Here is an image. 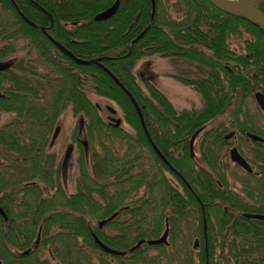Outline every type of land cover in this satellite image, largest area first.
Segmentation results:
<instances>
[{
  "label": "trees",
  "instance_id": "obj_1",
  "mask_svg": "<svg viewBox=\"0 0 264 264\" xmlns=\"http://www.w3.org/2000/svg\"><path fill=\"white\" fill-rule=\"evenodd\" d=\"M114 1L0 0V63L21 49L15 43L23 39L39 50L45 68L38 72L28 55L4 63L0 71V113L13 114L0 126V206L5 213L0 214V264H264V220L241 214H264V204L236 206L239 195L226 184L221 151H203L198 169L189 164V140L199 129L201 149L231 144L221 138L230 127L251 147H264L245 136L264 137L247 116L248 99L264 90V30L207 0H119L112 17L93 20ZM177 5L181 11L173 16L168 9ZM257 6L264 13V0ZM232 38L239 39L242 52L230 47ZM153 55L193 68L195 77L184 71L174 78L198 91L201 107L176 110L152 82L137 81L136 62ZM88 91L114 102L133 132L109 125ZM66 108L82 118L74 131L79 176L71 194L59 182L54 154L45 152ZM227 112L233 119L229 126L206 129ZM241 114L248 118L240 120ZM84 130L90 137L113 134L125 143V151L113 153L103 144V153L91 152L89 170L79 138ZM166 149H184L186 162H175ZM251 153L264 189V149ZM168 170L178 180L182 176V194L170 185ZM35 179L45 182L48 194L27 190L18 209L22 214L9 215L8 198L16 196L22 182ZM254 192L245 195L262 196ZM166 224L167 245L143 243L130 250L139 240L160 237ZM93 234L123 254L103 251ZM25 250L28 254H17ZM44 250L50 259H30Z\"/></svg>",
  "mask_w": 264,
  "mask_h": 264
},
{
  "label": "rangeland",
  "instance_id": "obj_2",
  "mask_svg": "<svg viewBox=\"0 0 264 264\" xmlns=\"http://www.w3.org/2000/svg\"><path fill=\"white\" fill-rule=\"evenodd\" d=\"M178 8L181 11L180 5L171 6L170 9H167L168 12H170L171 15L174 16L176 15V12H180L179 10H176ZM15 44L21 49L13 54L8 60L2 63H7L22 56L25 57L29 55L30 57L35 59L33 65L37 68V71L44 72L45 68L43 67V64H41L43 62L40 58V54L36 52V49L33 48L31 44L29 45V43L23 39L17 40ZM230 47L236 52H242L239 39L237 38L231 39ZM184 71H189L190 77L196 76L193 68L188 67L185 64H177L169 58H162L158 55H153L138 60L133 68V73L139 83H141L145 79L152 82L167 97V99L171 102L176 110L199 108L202 105V98L198 91L194 87L185 85L174 78V75H182V72ZM86 95L93 103L99 106L100 114L106 122L109 121V117L114 118V123L116 119H121V127L131 133L133 132L129 128V126L122 120L120 111L114 102L97 96L90 91H88ZM247 102V116L251 118L257 128L264 131V113L259 108L253 97H250ZM112 110H114L115 112L113 113ZM247 116L241 114L240 120L245 121L248 118ZM12 117V113H0V126L7 123ZM81 121V117H75L72 114L70 108H66L56 120L45 147L46 153L54 154L56 156V166L59 167V182L65 193L67 194L74 193L77 188V180L79 176V150L77 143L74 141V131L77 123L80 124ZM231 122H233L231 112H227L225 114H222L221 116L215 117L209 123H207L206 129L216 127L222 123L226 126H229ZM79 138L81 139L82 143L84 142L83 144H85V158L87 166L89 165V170H91V152L95 150L100 154L103 153V144L109 147L113 151V153L116 152L118 154H122L125 151V143L122 140L116 138L113 134H109L108 137L107 133L105 134V136L101 137H98L97 135H94V137H90L84 130ZM230 141L231 144L234 142L233 139H231ZM237 143V145H240V147L242 148L240 150L242 151L244 156L248 157L249 160H252L253 154L251 152L254 149H249L252 148L251 142L245 141V139L242 140L238 138ZM198 146L199 142L197 139L195 141L194 149H198ZM195 153L199 158V151L196 150ZM220 154L223 155L222 160L227 167V170L225 171V179L229 190H233L240 196H246L245 193L247 191H255L254 195L261 192L262 196L260 197L264 198V189L261 188L260 181L256 178L246 175V173L242 169H240L237 165L231 163L229 161V156L226 149H223ZM33 181H36L38 187L42 189L41 196H46L48 194V189L46 188L47 185L45 184V182L38 179H35ZM258 189H260V192L258 191ZM42 257L45 259H50L47 251L45 250L39 254H33L30 259H32V261H35L36 258L41 259Z\"/></svg>",
  "mask_w": 264,
  "mask_h": 264
},
{
  "label": "water",
  "instance_id": "obj_3",
  "mask_svg": "<svg viewBox=\"0 0 264 264\" xmlns=\"http://www.w3.org/2000/svg\"><path fill=\"white\" fill-rule=\"evenodd\" d=\"M207 1L212 6H214L218 10H220L221 12L229 14V15H233L236 17H240V18L250 22L251 24L256 25V26H258L264 30V13L257 6V3L259 0H207ZM118 6H119V0H115L112 5L105 8L104 10L96 13L93 17V20L94 21H104V20L109 19L110 17H112L116 13ZM154 10H155V6H154V1H153V10H152L153 13H154ZM145 32H146V29H144L142 31V33H140L136 37V39H134L133 41H136L137 39H139ZM66 53L72 57V55L70 53H68V52H66ZM74 60L79 64L85 63V61L77 59V58H74ZM6 67H7L6 64L0 63V71L4 70ZM260 95H262V93H256V98H258ZM131 100H132L135 108L138 110V106L136 105L135 101L132 98H131ZM112 112L114 113L115 111L112 110ZM138 112H139V110H138ZM120 123H121V119H116L114 126L118 127L120 125ZM200 130L201 129L197 130L191 136L190 143H189L191 152L193 149V143H194V139L196 137V134ZM232 134H233V132H230L226 137L229 138V137H231ZM247 137L253 141L264 143V138L257 135V134L248 132ZM230 156H231V160L233 162L239 164L240 166H242L244 168L250 169L246 165L245 160L239 155V153L235 147L231 150ZM0 214L5 217V213L1 207H0ZM116 214L117 213H114L110 217H108L107 219L100 221L99 226L101 227L107 221L112 220L116 216ZM244 217L251 218V219L264 220V214L245 213ZM168 235H169V227H168V224H166L165 230L160 237H158L156 239L139 240L136 243V245L134 247H132L130 250L133 251L135 248L139 247L143 243H147L148 245H161V244L167 245L168 244ZM38 239H39V237H38ZM38 239L35 241L36 244L38 242ZM93 239H94L95 243L103 251H105L109 254H113V255H122L123 254L122 251L108 247L106 244H104L102 241H100V239L95 234H93ZM197 246H198V241L195 240L193 247L197 248ZM28 252H29L28 250H25V251L20 252V254L24 255V254H28Z\"/></svg>",
  "mask_w": 264,
  "mask_h": 264
},
{
  "label": "flooded vegetation",
  "instance_id": "obj_4",
  "mask_svg": "<svg viewBox=\"0 0 264 264\" xmlns=\"http://www.w3.org/2000/svg\"><path fill=\"white\" fill-rule=\"evenodd\" d=\"M31 1V0H30ZM23 19L26 21V22H28V20L23 16ZM30 24L32 23V22H29ZM66 24V23H65ZM29 45H30V43H29ZM36 52L38 53V54H41L40 52H39V50H36ZM256 93H262V95H260L258 98H256ZM254 99H255V101H256V103H257V105L259 106V108L262 110V112L264 113V90H260V91H257V92H255L254 94H253V96H252ZM109 125H111V126H114V118L113 117H109V121L107 122ZM115 127V126H114ZM118 127H121V123H120V125L118 126ZM233 128H230L228 131H225V132H223L222 134H221V138L224 140V141H229V142H231L230 140L231 139H233V143L232 144H229L228 146H223V145H220V146H215V147H211L210 149H201V147H200V139H201V137H200V135H201V133H202V130H200L199 132H197V134H196V137H195V139H194V143H193V149H192V152H191V150H190V146H189V153H190V155H191V157H192V161H190L189 162V164L191 165V166H194L196 169H198V168H200V167H202L203 165H202V163H203V161H202V153H203V151H210L211 153L213 152V153H218V152H220V151H222L223 149L225 150L226 149V151L228 152V156H229V161L231 162V163H233L234 165H237L240 169H242L245 173H246V175H248V174H253L254 176H256V179L257 180H260L261 181V178H262V175H261V173L260 172H258L257 171V167L254 165V164H252V162L249 160V158L248 157H246V156H244V154L242 153V151L240 150V148L238 147V143H237V139L239 138V136L236 134L237 132H236V129H233ZM230 132H233V134L231 135V137H229V138H227L226 136L230 133ZM195 133V132H194ZM193 133V134H194ZM247 133L248 132H245V136H246V138H248L247 137ZM251 133V132H250ZM192 134V135H193ZM262 137V136H261ZM264 138V137H263ZM191 139V138H190ZM198 139V142H199V146H198V149H194L195 147V141ZM249 139V138H248ZM251 140V139H250ZM253 141V140H252ZM84 143V142H83ZM189 143H190V140H189ZM264 144V143H263ZM85 145V144H84ZM236 148L237 149V151H238V153H239V155L245 160V163H246V165L250 168V169H248V168H244V167H242V166H240L239 164H237V163H235V162H233L232 160H231V156H230V154H231V150L233 149V148ZM242 149V148H241ZM249 149H264V147L263 148H255V147H252V148H249ZM136 150H138V151H136V154L134 155V159L138 162L139 161V159H140V154H139V149H136ZM142 150V149H141ZM144 150V149H143ZM155 150V149H154ZM167 150V153L169 154V157H172L173 159H174V161L175 162H179V163H185L186 161H185V159H184V149H166ZM196 150H198L199 151V158L197 157V155H196V153H195V151ZM156 152V151H155ZM157 154V153H156ZM158 156H159V158L163 161V162H165V161H167V162H165L167 165H168V167L170 168V166H169V161L166 159H164V158H162V156L160 155V154H157ZM55 156V155H54ZM55 158H56V156H55ZM171 165V164H170ZM171 168H174L175 169V167H174V165H173V167H172V165H171ZM171 170H168V171H165L164 172V174H165V176L167 177V179H168V181H169V183H170V185L172 186V188L174 189V190H176L178 193H180V194H182L183 193V185H182V183H181V180H182V176H180L181 178H180V180H178L177 178H175L174 176H173V174H171V172H170ZM10 174H11V172H9ZM174 173V172H173ZM10 174H8V175H10ZM12 182H17V180H15V179H12L11 180ZM183 181V180H182ZM184 182V181H183ZM37 183H36V181H33V180H28V181H25V182H22V185L23 186H19L18 188H17V194H15L16 196H11L10 198H8V200L6 201V206H7V210H8V214L9 215H12V216H18V215H21L22 213H21V211H19L18 209H19V206H21V202H22V200H23V198L25 197V196H27L26 195V191L27 190H30V191H32V190H39V191H42V189H40L37 185H36ZM37 186V187H36ZM23 187H25V190H23ZM262 189H263V187H261ZM231 191H233V190H231ZM14 193V192H13ZM237 194V193H236ZM239 195V194H238ZM16 197H17V199L18 200H16ZM239 203H237L236 204V206H239L240 205V203H245V204H247L248 206H251V207H258L259 205H263L264 204V198L263 197H260V196H255L254 198H250L249 196L247 197V196H240L239 195ZM1 207V206H0ZM2 208V207H1ZM7 214V213H6ZM241 214H242V216H244V214H245V212H241ZM256 214H261V213H256ZM251 219V218H250ZM259 220V219H258ZM17 254H20V252H17Z\"/></svg>",
  "mask_w": 264,
  "mask_h": 264
}]
</instances>
